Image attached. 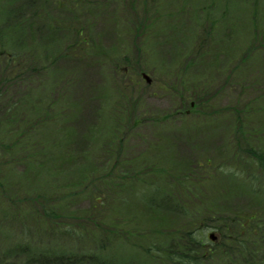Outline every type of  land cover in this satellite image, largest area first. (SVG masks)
<instances>
[{
  "label": "rangeland",
  "instance_id": "rangeland-1",
  "mask_svg": "<svg viewBox=\"0 0 264 264\" xmlns=\"http://www.w3.org/2000/svg\"><path fill=\"white\" fill-rule=\"evenodd\" d=\"M77 1L0 0V254L175 264L264 218V0Z\"/></svg>",
  "mask_w": 264,
  "mask_h": 264
},
{
  "label": "trees",
  "instance_id": "trees-1",
  "mask_svg": "<svg viewBox=\"0 0 264 264\" xmlns=\"http://www.w3.org/2000/svg\"><path fill=\"white\" fill-rule=\"evenodd\" d=\"M228 219L220 218L215 221L223 237L211 247L204 248L205 227L197 226L198 223H196L197 227L194 230L186 229L181 233L174 232L172 237L168 238L170 243L165 250L157 248L152 251L150 248V257L154 260L158 256L164 261L169 260L175 264H261L258 260V252L264 244V224L260 220H253L249 223L246 221L229 223ZM237 224L240 226L238 231L233 227ZM23 243L21 252L28 254L26 263L15 261L10 254H3L0 263L34 264V261L39 260L41 264H47L43 259L44 252L36 251L33 254L31 252L33 248L30 246L32 244L30 242ZM53 264H108V262L101 260L96 253L84 256L60 253Z\"/></svg>",
  "mask_w": 264,
  "mask_h": 264
}]
</instances>
